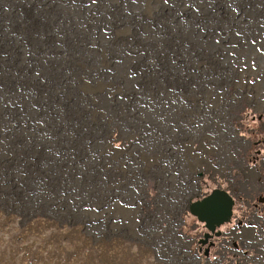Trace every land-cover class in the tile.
Listing matches in <instances>:
<instances>
[{
	"label": "rangeland",
	"instance_id": "rangeland-1",
	"mask_svg": "<svg viewBox=\"0 0 264 264\" xmlns=\"http://www.w3.org/2000/svg\"><path fill=\"white\" fill-rule=\"evenodd\" d=\"M263 131L264 0H0V264H256L236 223L209 261L188 210L257 217Z\"/></svg>",
	"mask_w": 264,
	"mask_h": 264
},
{
	"label": "flooded vegetation",
	"instance_id": "flooded-vegetation-1",
	"mask_svg": "<svg viewBox=\"0 0 264 264\" xmlns=\"http://www.w3.org/2000/svg\"><path fill=\"white\" fill-rule=\"evenodd\" d=\"M263 140H264V131L261 132L259 135L257 134V137H256V139H254L253 144H252V147L254 149L252 151L250 160L253 162L252 163V167L253 168H249V170H250L249 174L250 175H253L252 176V179H254V180H255L254 175L258 171V170H256L257 169V166L260 165V164H263L264 165V145H263ZM261 174L264 175V172H262ZM256 180L257 181L255 183L260 182V178L259 177ZM250 182H252V181H249V180L246 181L245 180V181H243L240 184L241 185L246 184L245 186H247L248 183H250ZM205 185L206 184H204V186ZM209 192H211V191L210 190L205 191L204 192V195L205 194H208ZM232 195H233V193H232ZM203 196H200V198H202ZM234 198H235V196H234ZM196 199H198V198H196ZM196 199H194V200H196ZM235 200H236V198H235ZM259 204H260V206H259V210L258 211L260 213L259 214H256V216L258 218L255 217L253 219V217L248 216V212H247L248 211L247 210L248 207H245L244 204H239L238 201L236 200V203H235V206H234V214H233V217H232V222L231 223H228V224L232 225V224H235L236 223L235 224V227L237 225V227L239 228V230H237L236 232L239 233V235H240V238L242 240L241 243L242 242H246L247 244H251V245L252 244L253 245L254 244L256 245L258 243L257 236L255 234H253L249 229H245L244 227H251V226H253L254 225V221L257 222V223L259 222L260 224L264 222V195L259 197ZM199 224L201 225L203 231L199 235V237L196 239V242H198L200 239H203L204 234L207 231V229L204 227V223L199 222ZM225 225H227V224H225ZM225 225H223V226H225ZM223 226L220 228L222 230V232H223L221 236L214 237V238H209L208 243H206L205 245H202L200 243H196L197 251L199 252V251L202 250V253L203 252L205 253L207 247L209 246V244L211 242H214V244L211 246V249H210V252H209V256L212 253L213 255L211 254V256L214 259H212V258L211 259H208L209 261H212V262L213 261L214 262L222 261L221 260V257L223 255H221V253H220V251L222 249L221 239L227 240V239H230L231 238V237H227V236H230V231H228V230L227 231H223ZM215 239H216V241H215ZM210 264H212V263H210Z\"/></svg>",
	"mask_w": 264,
	"mask_h": 264
},
{
	"label": "water",
	"instance_id": "water-1",
	"mask_svg": "<svg viewBox=\"0 0 264 264\" xmlns=\"http://www.w3.org/2000/svg\"><path fill=\"white\" fill-rule=\"evenodd\" d=\"M235 203L236 200L232 193L223 187L214 188L202 198L190 202L189 213L199 222L204 223V227L207 229L203 239H200L198 243L205 245L209 238L222 235L223 232L220 228L232 222ZM213 244L214 242H211L207 247L205 252L207 256H209Z\"/></svg>",
	"mask_w": 264,
	"mask_h": 264
},
{
	"label": "crops",
	"instance_id": "crops-1",
	"mask_svg": "<svg viewBox=\"0 0 264 264\" xmlns=\"http://www.w3.org/2000/svg\"><path fill=\"white\" fill-rule=\"evenodd\" d=\"M199 150L204 151L203 148H199ZM199 150H198V151H199ZM198 151H197V152H198ZM218 155H219V154H218L217 150L215 149V151H214V157H215V159L218 158ZM159 159H160L159 161L162 163V165H164V163H165V158L160 157ZM163 162H164V163H163ZM237 167H238V166H237ZM255 175H256L257 177H260V176H261L260 171H257V172L255 173ZM158 177L160 178V180H161V182H162V184H161L162 189H163L164 186L169 185V183L167 182L168 178H167L165 175L161 174V176H158ZM191 177H192V176H190V178H191ZM198 177H199V175L197 174V175H195L194 179H191L192 182L194 183V186H195L194 190H195V191H193L192 193H189L188 196L196 195V194H198V192H200V189H202L201 181L199 180ZM179 179H180V178H179ZM191 180H186V181L189 183V182H191ZM240 185H241V184H240ZM241 186H242V185H241ZM241 186H240V187H241ZM242 187H243V186H242ZM162 189H161V190H162ZM161 190H160V192L158 193V197H157V200H158V203H159V204H161V197L163 196V193L161 192ZM177 192H178V191H177ZM177 192H176V194H177ZM176 194H175V195H176ZM190 201H191V200H190ZM188 203H189V202H188ZM162 208L164 209V211L167 210L166 208L170 209V211H173V214L176 213V212H178V211H180L179 207L171 208L168 204H165ZM170 216H171V215H170ZM170 216H169V218H170ZM174 217H175V219H171V218H170V221L173 223V226H174V227H179L180 225H179V223H178L177 220H180V218L177 219L178 217H177L176 215H175ZM244 228H245V229H249L253 234H255V235L257 236V238H258V243H257L256 245L258 246V252H260V251L263 252V256H261V257H257V255H256V257H255V259H253V261L256 262V264H264V222L260 224V223H257V222L254 221V225H253V226H251V227H244ZM231 230H232V229H231ZM233 230H236V228H234ZM234 236L237 237L236 239H238V240L241 241L240 235H239L237 232L234 233ZM249 261H250V260H249ZM251 262H252V259H251Z\"/></svg>",
	"mask_w": 264,
	"mask_h": 264
},
{
	"label": "trees",
	"instance_id": "trees-1",
	"mask_svg": "<svg viewBox=\"0 0 264 264\" xmlns=\"http://www.w3.org/2000/svg\"><path fill=\"white\" fill-rule=\"evenodd\" d=\"M205 184H207V181H205Z\"/></svg>",
	"mask_w": 264,
	"mask_h": 264
}]
</instances>
